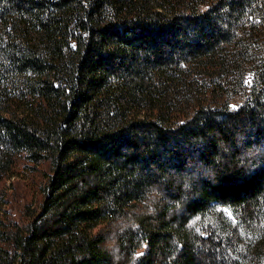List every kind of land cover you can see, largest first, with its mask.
Listing matches in <instances>:
<instances>
[{"label":"trees","instance_id":"16d2710c","mask_svg":"<svg viewBox=\"0 0 264 264\" xmlns=\"http://www.w3.org/2000/svg\"><path fill=\"white\" fill-rule=\"evenodd\" d=\"M0 264H264V0H0Z\"/></svg>","mask_w":264,"mask_h":264},{"label":"rangeland","instance_id":"374dc122","mask_svg":"<svg viewBox=\"0 0 264 264\" xmlns=\"http://www.w3.org/2000/svg\"><path fill=\"white\" fill-rule=\"evenodd\" d=\"M23 169V168H22ZM19 177L16 180H8L7 182L3 183L5 188L8 189V192H12L13 194L19 198L17 200V208L16 211L19 213L23 210L25 205H32L35 208L38 207L42 196L40 194V185L43 180L38 175V173H34L31 175L26 170L19 169ZM11 188H14L12 190ZM17 188V189H16ZM229 216L231 213L227 212Z\"/></svg>","mask_w":264,"mask_h":264}]
</instances>
